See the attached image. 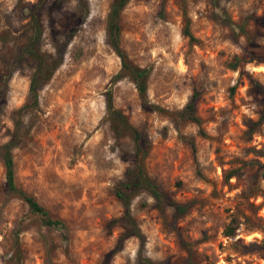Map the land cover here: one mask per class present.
I'll list each match as a JSON object with an SVG mask.
<instances>
[{
  "label": "rangeland",
  "instance_id": "obj_1",
  "mask_svg": "<svg viewBox=\"0 0 264 264\" xmlns=\"http://www.w3.org/2000/svg\"><path fill=\"white\" fill-rule=\"evenodd\" d=\"M54 1L41 12L39 48L54 54L58 33L62 62L31 107L34 63L22 49L25 7L37 0H0V146L16 136L17 187L64 228L45 226L7 193L0 154V264H264V0H130L121 47L150 68L146 104L128 78L114 79L120 59L105 29L113 0H87V10ZM108 90L148 141V175L166 199L188 205L179 216L136 194L142 242L128 234L115 195L132 142L110 129ZM194 94L199 124L180 115Z\"/></svg>",
  "mask_w": 264,
  "mask_h": 264
},
{
  "label": "trees",
  "instance_id": "obj_2",
  "mask_svg": "<svg viewBox=\"0 0 264 264\" xmlns=\"http://www.w3.org/2000/svg\"><path fill=\"white\" fill-rule=\"evenodd\" d=\"M130 0H113L105 21V29L107 36V44L113 52L120 59V70L114 76L115 80L121 78H128L138 93L142 103L146 104L148 79L150 76V68L140 67L131 62L128 55L121 47V25L120 17L123 9ZM47 0H37L35 4L25 7L26 16L29 19V32L27 42L23 46L22 52L26 54L34 63L33 73L30 77L29 84V105L37 107L39 102V92L51 79L54 71L62 62L63 49L65 43L58 46V33L51 35L55 45V53L50 54L42 52L39 48L43 38L44 28L41 20V12ZM62 0L54 1L52 4H60ZM216 2V0H215ZM82 9L87 10V0H81ZM230 26H236L232 22L228 23ZM237 27V26H236ZM183 34L189 38L190 42H194V37L189 31L188 24L183 29ZM68 43L72 40L73 33L67 34ZM242 59L235 57L229 63V68L236 70ZM247 63L251 61H246ZM4 88V87H3ZM106 108L110 114V129L113 132L115 139L128 138L132 142V166L126 171V179L119 184L116 190V197L122 204L123 217L122 221L128 229V234L137 237L141 242L143 241L142 234L136 225L135 220L131 215V201L132 198L140 193L147 192L157 202L165 203L171 206L177 215L182 216L188 210L187 204H180L177 202L169 201L165 198L158 184L151 179L148 175L145 160L149 153L148 141L143 138L141 132L131 125L128 119L117 109L113 107V97L110 90L105 93ZM197 101V94H194L188 104L180 113L181 117L189 122L199 124L200 119L196 114L195 104ZM259 122H264V110L259 118ZM19 123H17V126ZM16 136L14 135L9 141L0 146L1 160L5 168L6 188L7 193L14 195L21 199L28 207L30 213L40 217L42 223L50 228L62 230L64 224L60 220L50 217L48 211L41 206L32 196L28 195L25 191L17 187L15 183V168L13 161L12 150L16 147ZM232 175H229L228 179ZM235 228L228 226L225 229V236L230 237L234 234ZM264 242V240H263ZM146 264H153L150 260L145 259Z\"/></svg>",
  "mask_w": 264,
  "mask_h": 264
}]
</instances>
